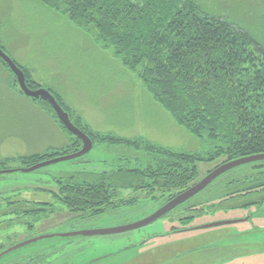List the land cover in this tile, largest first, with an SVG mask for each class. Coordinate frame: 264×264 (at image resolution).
<instances>
[{
  "label": "rangeland",
  "instance_id": "obj_1",
  "mask_svg": "<svg viewBox=\"0 0 264 264\" xmlns=\"http://www.w3.org/2000/svg\"><path fill=\"white\" fill-rule=\"evenodd\" d=\"M199 2L205 9L235 18L255 35L264 49V0ZM0 45L41 87L55 92L74 119L80 115L84 120L82 126L90 132L146 138L166 148L191 152L211 148L207 135L195 136L177 122L136 73L122 63L114 48L102 46L93 33L78 27L67 15L41 0H0ZM12 73L0 61V160L6 161L0 163V168L5 166L2 169L24 168L22 157L58 152L74 141V136L60 126L45 100L28 102L19 93L20 85L10 86ZM125 150L95 145L89 153L76 159L30 172L17 170L0 175V196L17 201L11 209L20 206L35 212L12 226H0V243L12 246L45 234L126 225L152 214L161 202L145 199L143 193L132 189H121V196L138 197L139 201L97 217L83 218L55 197L61 176L72 173L83 178L89 173L113 170L118 163L116 158L121 155L118 151ZM122 157L118 160L120 165L125 162L124 165L131 166L136 161ZM219 162H200V179ZM234 172L236 169L226 172L222 179ZM215 185L191 200L207 201L199 206H204V212L189 221L191 227L254 216L238 223L169 234L165 238L159 236L172 226L171 218L175 214L184 212L178 210L133 230L43 238L4 255L0 264L11 262L19 254L36 257L33 264H264V204L250 208H213L220 201L212 198ZM4 203L1 207L7 208L8 203ZM14 217L17 218L6 216L7 219ZM3 218L0 217V223ZM49 250H61L58 253L63 254V262L53 261L51 257L44 258L48 260L46 263L39 260L38 255ZM223 256L232 258L223 262L216 260Z\"/></svg>",
  "mask_w": 264,
  "mask_h": 264
},
{
  "label": "trees",
  "instance_id": "obj_2",
  "mask_svg": "<svg viewBox=\"0 0 264 264\" xmlns=\"http://www.w3.org/2000/svg\"><path fill=\"white\" fill-rule=\"evenodd\" d=\"M41 1L93 33L102 46L114 48L122 63L136 73L177 122L195 136L207 135L211 146L208 151L191 152L166 148L146 138L90 132L82 126L83 118L77 115L74 119L68 106L52 91L73 122L91 136L94 146L126 149L118 151L121 155L116 158L118 163L113 170L89 173L83 178L72 173L59 178L55 197L70 211L81 213L83 218L97 217L139 201L138 197L123 198L121 189H132L143 193L145 199L166 203L200 180V162L218 160L219 166L264 153V49L255 35L235 18L205 9L199 0ZM0 61L7 66L1 58ZM21 67L29 87H41ZM12 76L10 86L18 88L14 73ZM18 90L26 96L21 88ZM45 103L60 126L74 136V141L58 152L22 157L25 167L82 147L81 140L66 128L51 104ZM121 157L135 158V165L126 166L125 162L120 165ZM235 169L237 172L229 178L222 179V175L201 192L216 184L212 198L220 201L213 208L261 207L264 160ZM2 202H7L8 207H1ZM206 202H194L186 207L184 222L202 214L204 206H199ZM15 203L0 196V217H5L0 226H12L22 217L35 213L20 206L11 209ZM9 215L17 218L7 219ZM253 216L250 214V218ZM10 245L1 242L0 251ZM231 258L226 256L223 260Z\"/></svg>",
  "mask_w": 264,
  "mask_h": 264
},
{
  "label": "water",
  "instance_id": "obj_3",
  "mask_svg": "<svg viewBox=\"0 0 264 264\" xmlns=\"http://www.w3.org/2000/svg\"><path fill=\"white\" fill-rule=\"evenodd\" d=\"M0 58L10 67L11 71L16 76L17 82L20 85V88L23 91V93L26 96L34 100L38 101V100L43 99L49 102L53 110L55 111L56 115L62 121V123L66 126V128L71 133H73L76 137H78L82 142V148L76 152L69 153L66 155L56 156V157L38 162L34 165L24 167V168L1 169L0 175L5 174V173L14 172L17 170H22L23 172H30V171L42 168L44 166L53 164V163L76 159V158L82 157L86 155L87 153H89L94 147V142L91 136L88 135L85 131H83L80 127H78L73 122L70 116V113L62 106V104L57 99L56 95L50 89H47V88L39 87V88L33 89L29 87V85L26 82V76H25V72L23 68L15 62V60L4 50V48L1 45H0ZM263 160H264V153L241 157V158H237V159L224 162L220 164L219 166H217L216 168H214L212 171H210L207 175H205L199 181L191 185L189 188L183 190L182 192H179L171 200L167 201L165 204H163L161 207L155 210L152 214L148 215L147 217L139 221L126 224V225L114 226V227L81 229V230H75V231L67 232V233H53V234H45V235H41L38 237H33L30 239H26L20 243L14 244L0 251V259L4 255L9 254L10 252H15L18 249L25 247L29 244H32L34 242H37L43 238H48V237H53V236L104 235V234H112V233L133 230L136 228H140L142 226H146L158 220L159 218L164 217L166 214H168L170 211L175 209L177 206L183 204L184 202L188 201L189 199L197 195L199 192L204 190L207 186H209L212 182H214L220 176L224 175L226 172L231 171L235 168H238L248 163H252L256 161H263ZM249 218L250 216H247L246 218H243V219L215 221V222H211L207 224L193 226L190 229L178 231V233L208 229V228L231 224V223H238L241 221H246Z\"/></svg>",
  "mask_w": 264,
  "mask_h": 264
},
{
  "label": "flooded vegetation",
  "instance_id": "obj_4",
  "mask_svg": "<svg viewBox=\"0 0 264 264\" xmlns=\"http://www.w3.org/2000/svg\"><path fill=\"white\" fill-rule=\"evenodd\" d=\"M7 65V64H6ZM8 66V65H7ZM8 68L10 69V67L8 66ZM11 70V69H10ZM24 70V69H23ZM173 198V197H172ZM171 198V199H172ZM170 199V200H171ZM189 200H191V199H189ZM188 200V202L186 201V202H184L183 204H185V205H183V204H181V205H179V206H177L175 209H173L172 211H170L168 214H166L164 217H168V216H170V215H173V214H175L178 210H180V211H178V212H182V211H184V212H182L181 214H175V216H174V218H171L172 219V221H174V222H172V226L168 229V231H165V234L163 233V232H161L160 234L161 235H159V236H161V237H164L165 238V236L167 237V235H169V234H175V233H178V231H181V230H187V229H190L191 228V226L188 224L189 223V221H187V222H184L185 220H183V219H185V218H182V216H185L186 215V211H185V209H186V207H188V206H191L194 202L193 201H189ZM169 201V200H168ZM163 204H165V203H161V205H160V207L163 205ZM183 205V206H182ZM157 210V209H156ZM193 214L194 215H196L194 212H193ZM198 216V215H197ZM196 218V216L194 217V218H192V219H195ZM191 219V220H192ZM176 223H179L180 225H175ZM158 236V235H157ZM60 248V247H59ZM62 248V247H61ZM4 249H6V248H4ZM3 249V250H4ZM2 251V250H1ZM58 251L60 252L61 250H49V251H45L44 253H42L41 255H38V257L40 258L39 260H42L44 263H46L48 260L47 259H45L44 260V258H48V257H51V258H54V260L53 261H58V259H61V261L63 262V254H61V253H58ZM224 257H226V256H223V257H220L219 259L223 262V261H226V260H223V258ZM35 259H37L36 257H34V256H28L27 254H24V255H18L15 259H13L11 262H9V263H7V264H33L34 263V260ZM212 260H215V259H212ZM53 261H51V262H53ZM63 264V263H62ZM189 264H191V263H189Z\"/></svg>",
  "mask_w": 264,
  "mask_h": 264
},
{
  "label": "crops",
  "instance_id": "obj_5",
  "mask_svg": "<svg viewBox=\"0 0 264 264\" xmlns=\"http://www.w3.org/2000/svg\"><path fill=\"white\" fill-rule=\"evenodd\" d=\"M24 99L27 100L28 102L33 101V100L29 99V98L28 99L24 98Z\"/></svg>",
  "mask_w": 264,
  "mask_h": 264
}]
</instances>
